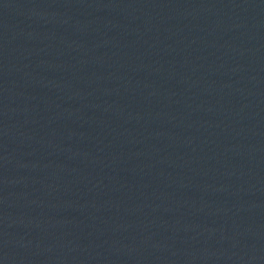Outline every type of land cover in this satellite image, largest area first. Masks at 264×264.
<instances>
[{
    "label": "water",
    "instance_id": "95a60500",
    "mask_svg": "<svg viewBox=\"0 0 264 264\" xmlns=\"http://www.w3.org/2000/svg\"><path fill=\"white\" fill-rule=\"evenodd\" d=\"M0 264H264V0H0Z\"/></svg>",
    "mask_w": 264,
    "mask_h": 264
}]
</instances>
